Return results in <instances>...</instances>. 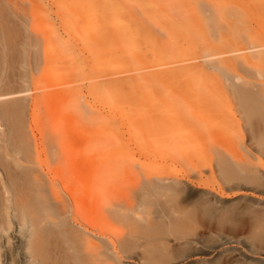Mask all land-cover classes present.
Returning <instances> with one entry per match:
<instances>
[{
	"label": "rangeland",
	"instance_id": "1",
	"mask_svg": "<svg viewBox=\"0 0 264 264\" xmlns=\"http://www.w3.org/2000/svg\"><path fill=\"white\" fill-rule=\"evenodd\" d=\"M170 1L145 0L153 5L152 10L158 16L163 14L162 10L167 5H172L174 13L166 12L176 16V10L181 5L191 8L195 3L194 0ZM250 1L252 0H202V7L197 15L204 21L209 15L208 4L209 8L223 2L233 8L235 5L240 8L251 5L253 17L248 20L251 22L249 26L253 30L264 32V13L261 11L262 16L258 15ZM142 5V0H0V96L26 92L23 97L12 101L16 100L24 108L25 127L33 146L44 142L40 132L45 134V129L50 132L53 122L61 127L60 131L64 130L61 138L67 133L65 138L75 148L80 144H75L76 140L80 141L82 135L96 132L94 138H97L98 144L84 153L90 152L97 156L107 153L105 178L98 176L91 179L90 171L77 172V177H82L84 181L79 185L82 198L89 194L92 200L95 196L100 205L97 210H94L93 205L83 210L84 215L80 211L83 217L81 219L79 215L82 225L91 227L88 228L91 234L88 239L93 243L100 245L101 240L107 242L108 239L113 240L116 233L125 232L124 225L101 211L104 205L103 210L107 212L112 204H120L122 208H136V219H142V225H162L165 232H169L167 227L171 228V224L185 218L183 236H175L169 232L163 239L159 236L154 241L159 248L153 249L162 254L164 264H264V158L248 149L245 139H233L231 132L223 137V149L219 146L213 132L219 128V117L216 115L218 109L219 112L226 111L224 101L217 96L214 102V98L209 96L213 99L211 100L205 97L207 93L194 97L188 91L179 92V88L186 82L174 71L184 65L149 69L165 63L157 57L165 45L169 49L187 45L181 32L178 34L175 31L171 20L163 24L147 17L142 12ZM203 8L206 10H202ZM188 20L194 24L197 21L192 16ZM66 22L71 24L69 31H65L63 27ZM66 43L71 45V52H75L79 60L90 61V58L100 56L110 61L116 76L98 79L93 85L154 73L160 74L150 76L151 79L164 77L169 82L130 88L124 100L132 101V107L117 105L120 98L124 97L123 94L118 96L111 91L95 100L84 89L89 86V81L74 84L72 87L84 89V99L80 102L82 105L88 103L93 112L80 118L75 106L69 105L66 98H63V91L67 88L61 85L62 76L66 70L65 60L70 57ZM124 55L140 57L142 64L148 66L149 70L124 75L127 67ZM197 64L202 65L201 62ZM219 80L222 86H227L224 80ZM192 85L194 86L191 83L189 87ZM179 101L182 102L178 103ZM6 102L0 101V147L8 141V127L2 120V108ZM110 106L112 108L109 112ZM184 106L187 108L184 109ZM214 108H218L215 115L207 114L208 110L211 112ZM196 115H201L202 120L198 121ZM111 118L118 120V126L109 124ZM189 123L193 125L190 126ZM45 125L50 127L45 128ZM203 126L205 129H202ZM77 129L79 132H76ZM177 135L184 136L187 143L179 140ZM215 144L218 146V149L215 148L216 152ZM44 152V156L48 157L46 149ZM219 157L238 164L244 161L256 165L262 185L256 187L241 181H223L216 168ZM53 163L58 165L57 162ZM58 173L63 175L64 171ZM64 177L70 178L66 174ZM147 177L152 180L166 179L170 185L176 183L181 190L184 216L163 213L167 199L154 196L152 200L151 196L146 195ZM71 179L76 180L75 176H71ZM44 195V205L48 210L53 197L50 190L49 195L48 191ZM71 225L78 229L72 223ZM142 243L144 244V240H141ZM103 245L105 247L106 243ZM143 252L144 248L136 249L131 259L122 258L120 264H141L139 261ZM1 254L3 257L0 264H24L19 251L12 244L3 249ZM64 254V248L55 250L54 256L58 258V264L62 263ZM108 264L114 262L109 261Z\"/></svg>",
	"mask_w": 264,
	"mask_h": 264
},
{
	"label": "bare ground",
	"instance_id": "2",
	"mask_svg": "<svg viewBox=\"0 0 264 264\" xmlns=\"http://www.w3.org/2000/svg\"><path fill=\"white\" fill-rule=\"evenodd\" d=\"M200 1L202 2V0ZM200 1L194 0L195 3L191 5V8H186V6L184 8L181 5L176 10V16L168 13L172 14L174 9L171 8L172 5L170 7L167 5L162 10L163 14L158 16L152 10L153 5L142 0V12L147 17L157 19L163 24L171 20L175 26V31H178V34L180 31L184 36L183 41L187 46L169 49L165 45L162 51L157 54V57L165 63L153 68L143 65L140 57L124 55L127 62L124 75L140 74L159 67L184 65L174 71L186 82L179 88V92L185 90L194 94V97L200 93H207L208 95H203L214 98V102L217 96L224 101L226 111L219 112L218 108H216L218 112L215 108L211 112L207 111L209 115L210 113L215 115L217 112L216 115L219 117V128H215V132L212 131L217 139L216 142L220 144L219 146L223 149V137L231 132L233 139H245L248 149L264 158V73H262L264 72V32L253 30L249 26L251 22L248 20L253 17L251 5L242 8L235 5L233 8L223 2L209 8L208 4L207 9L209 11L207 12L209 15L207 14L205 20L201 21L197 15L203 3ZM254 1H250L252 7L257 10L258 15H261V11L264 13V0ZM204 5L206 8L207 4ZM191 16L197 19L195 24L189 22L188 19ZM63 27L65 31H69L71 24L66 22ZM65 45L70 57L65 60L66 70L62 76L63 83L61 85L67 88L63 91V98H66L69 105L75 106L74 108L80 118L93 112L88 103L81 104L80 100L84 99L83 88L72 87L74 84L89 81V86L84 89L95 100L108 95L111 91L117 93L118 96L123 94L124 97L120 98L117 105L132 107V101L124 100L130 92V88L169 82V79L164 77L163 79H151L150 76L160 74L154 73L139 75L124 81L93 85L92 83L98 79H109L116 76L114 69L110 66V61L100 56H97V59L90 58V61L89 59L79 60L78 55L73 51L71 52V45L69 43ZM198 62H201L202 65L197 64ZM219 79L224 80L223 82L227 86H222ZM191 83L194 86L189 87ZM25 93L22 91L0 96V101H7L2 108L3 119H1L8 127V141L4 142V146L2 143L0 147V259L3 257L1 254L3 249L10 244L13 248H17L24 264H58V258L54 256V252L61 248L65 250L61 264H108L109 261L120 264L122 258L131 259L136 249L144 248L139 261L141 264H164L162 254L153 249L159 248L155 246L154 241L159 236L163 239L169 232L175 236H183L185 218L171 224V228L167 227L169 232H165L162 225H150L148 223L147 226L142 225L143 220L136 219L137 210L133 206L122 208L120 204H112L113 206L106 212L103 210L104 205L101 208L102 214L107 216L109 214V217L115 222L124 225L125 232L116 233L113 240L108 239L107 242L101 240L100 245L90 241L88 238L91 234L88 228L91 227L88 225L86 228L80 219L83 218V210L92 205L94 210H97L100 205L95 196L92 197V200L90 199L88 192L87 197L82 198L79 185L83 184L84 181H82V177H77V172L79 170L90 171L92 173L91 179H96L98 176L105 178L104 168L107 166L105 155L107 153L98 156L90 152L84 153L85 150L89 151L88 148H93L98 144L97 138H94L96 132L82 135L81 140L75 142V144L80 143L82 145L79 144L75 148L71 141L65 138L67 133L61 138V132L64 134V130L61 129L60 131L61 127L57 126L55 122L50 128L52 135L49 136L50 132H46L47 129H45V134L41 131L40 137L44 142L41 141L40 144L33 146L25 127L24 108L16 100L12 101V99L23 97ZM177 96H181V94H177ZM212 98L210 99L213 100ZM180 102L182 101L178 103ZM185 107L187 108L184 106V109ZM111 108L110 106L109 112ZM190 109L193 110V108ZM187 110L189 111V109ZM204 116L206 117V115ZM196 118L198 121L202 120L201 115H196ZM194 121L196 119L192 122L194 123ZM106 122L108 123V120ZM109 124L118 126V120L111 118ZM48 126L45 125V128ZM202 129H205L204 126ZM196 131L198 132L197 129ZM76 132H79L78 129ZM177 136L179 140L187 143L184 136ZM98 139L102 142L101 138ZM117 139L119 138L117 137ZM0 142H2L1 139ZM195 146H197L196 142ZM215 148L218 149L216 144L214 150ZM45 149L48 152V157L44 156ZM244 149L248 151L245 146ZM53 162H57L58 165ZM241 162L242 164H238L224 157H219L216 161L217 172L227 183L241 181L248 185L261 186L262 182L258 170L255 169L256 165ZM61 171H64V174L70 178L66 179L64 174L58 173ZM71 176H75L76 180L73 181ZM147 179L146 195L151 196L152 200L154 196L167 199L163 213L185 215L182 213L185 208H183V199H180L181 190L177 188L176 183L174 184L173 181L167 179L173 183L170 185L165 181L166 179L161 180V178H159L160 180H152L147 177ZM49 190L53 198L50 201L52 205L47 210L44 205L46 203L44 192L47 193L48 191L49 195ZM143 204L146 205V203ZM52 207L55 209H51ZM80 211H82V215H80ZM79 215L81 216L80 219ZM107 216L105 217L110 220ZM71 223L78 229L72 228ZM141 240H144V244H141ZM104 243H106L105 247ZM149 243L153 245L151 246Z\"/></svg>",
	"mask_w": 264,
	"mask_h": 264
}]
</instances>
